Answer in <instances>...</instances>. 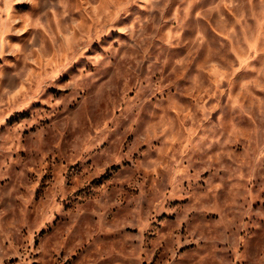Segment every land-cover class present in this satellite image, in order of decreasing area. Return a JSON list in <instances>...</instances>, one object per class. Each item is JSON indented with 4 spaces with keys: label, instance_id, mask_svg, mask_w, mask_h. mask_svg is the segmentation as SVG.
Returning a JSON list of instances; mask_svg holds the SVG:
<instances>
[{
    "label": "rangeland",
    "instance_id": "obj_1",
    "mask_svg": "<svg viewBox=\"0 0 264 264\" xmlns=\"http://www.w3.org/2000/svg\"><path fill=\"white\" fill-rule=\"evenodd\" d=\"M0 264H264V0H0Z\"/></svg>",
    "mask_w": 264,
    "mask_h": 264
}]
</instances>
